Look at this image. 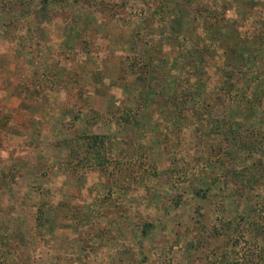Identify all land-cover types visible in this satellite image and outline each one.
<instances>
[{
	"label": "rangeland",
	"instance_id": "374dc122",
	"mask_svg": "<svg viewBox=\"0 0 264 264\" xmlns=\"http://www.w3.org/2000/svg\"><path fill=\"white\" fill-rule=\"evenodd\" d=\"M57 7L24 34L0 17V264H264V81H174L211 44L264 75V35L239 38L264 0Z\"/></svg>",
	"mask_w": 264,
	"mask_h": 264
},
{
	"label": "trees",
	"instance_id": "16d2710c",
	"mask_svg": "<svg viewBox=\"0 0 264 264\" xmlns=\"http://www.w3.org/2000/svg\"><path fill=\"white\" fill-rule=\"evenodd\" d=\"M80 0H20V3L18 4L19 9H14V11H17L19 13L20 22L13 21V24L10 25V23L6 20L5 12L0 11V17H1V28L2 30L10 32L11 28L15 31H24L29 32L32 27L30 26V22L33 20H37V22L43 26L47 27L49 29L50 27L47 25L49 21L55 20L58 18L56 14L57 12V6L59 5H66V6H73ZM89 1L92 5L93 0H86ZM8 2L3 1V4L0 6L3 8V10L7 9ZM95 9H99L96 7ZM13 12V7L12 11ZM33 17V18H32ZM262 17L258 16L257 24L256 26H251L249 21H247L246 25H242L241 29L239 31V38L243 40H247L250 38H258V35H264V23L261 22ZM11 22V21H10ZM36 22V21H34ZM253 23V21H251ZM254 24V23H253ZM247 27L244 31L241 32L242 28ZM242 34V36H241ZM257 35V36H256ZM55 39V37L53 38ZM261 44H264L261 38H258ZM261 39V40H260ZM79 41L76 42V44ZM209 47L212 49V54L209 52ZM197 51V50H195ZM0 51V55H1ZM3 54V53H2ZM224 50H220V48L215 45L211 44L203 51H197L193 55V59L191 61H186L184 67V72L180 73V75H176L175 82L181 84L182 89L176 91L177 96H180L184 98H188L189 96H192L195 92H197L198 88L202 86L203 82L201 78L204 74L208 75L210 80L206 84H204L205 89H203L204 93H207V95H211L215 91H223L228 90L232 91L240 82L241 80L245 81H251L252 78H258L261 81H264V75L262 73H259L258 71L254 70L250 64H248L250 61V55L246 52L239 51L236 58V61H229L226 58H224ZM220 57V58H219ZM220 61H219V59ZM209 60H212L213 62L209 63ZM214 72V73H213ZM218 73V76L214 78V76ZM195 76V77H193ZM216 80V81H215ZM202 83V84H201ZM214 83V85H213ZM179 87V86H178ZM155 94V93H153ZM152 94V95H153ZM172 94V93H171ZM174 94V93H173ZM152 97H155L153 95ZM171 118V117H170ZM196 131L198 135L200 134L202 137V130L201 126L199 124H193L185 128L184 132L186 137H190L193 132ZM203 138V137H202ZM88 140H90V146L93 145L97 146L96 144H99L102 139L96 135H92L88 137ZM183 147V145H182ZM186 147V146H184ZM188 149H180V153H183L186 155V163L190 168L194 166L193 164V157L190 155L191 152V145H187ZM190 149V150H189ZM194 168V167H193ZM192 168V169H193ZM142 232L143 234H147L148 231L152 230L153 223L146 221L143 225ZM135 261L137 264H146L148 263V259L146 257V254H143V252L139 253Z\"/></svg>",
	"mask_w": 264,
	"mask_h": 264
}]
</instances>
